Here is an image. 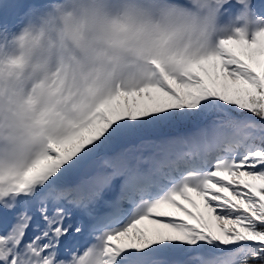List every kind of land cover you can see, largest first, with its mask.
<instances>
[{"label":"snow or ice","instance_id":"1","mask_svg":"<svg viewBox=\"0 0 264 264\" xmlns=\"http://www.w3.org/2000/svg\"><path fill=\"white\" fill-rule=\"evenodd\" d=\"M17 187L0 199V264H57L70 208L92 220L115 264H264V30L118 90Z\"/></svg>","mask_w":264,"mask_h":264},{"label":"clouds","instance_id":"2","mask_svg":"<svg viewBox=\"0 0 264 264\" xmlns=\"http://www.w3.org/2000/svg\"><path fill=\"white\" fill-rule=\"evenodd\" d=\"M234 2L229 13L233 0H52L18 30L0 28V199L118 90L179 75L224 39L264 30L252 0ZM106 247L96 237L57 264H115Z\"/></svg>","mask_w":264,"mask_h":264},{"label":"bare ground","instance_id":"3","mask_svg":"<svg viewBox=\"0 0 264 264\" xmlns=\"http://www.w3.org/2000/svg\"><path fill=\"white\" fill-rule=\"evenodd\" d=\"M51 2L52 0H0V15L7 16L8 13L20 12L19 14L16 13V15H18V20L20 22H23L26 15L30 12V10L37 9V8H43ZM7 30L16 31L14 27L8 28ZM78 180H79V176H70L67 178L66 182L75 184L76 182H78ZM117 191H118L117 188L113 186L111 190L105 193L104 200H101L99 203H101L104 208L108 209L105 201L114 199L117 195ZM0 213L3 214V216H5V212L2 208H0ZM73 214L75 216L81 217V214L78 213L77 215L74 211H73ZM7 215L9 218H11L12 214L8 213ZM73 222L74 220L73 218H71L70 221H66V224L72 223L73 225ZM77 226L73 225V229L69 231L68 235L61 238L60 245L56 249L58 253L57 255L58 260L62 259L61 257H66L65 259H67L69 255L71 254V252L74 251L73 248L75 249L80 248L82 251L84 250L86 245L88 246L91 244V239H90L91 237L82 236V233L84 232L83 228L80 233L75 232V227ZM33 235L34 233L31 230H29L25 238V242H27V240L30 239Z\"/></svg>","mask_w":264,"mask_h":264},{"label":"rangeland","instance_id":"4","mask_svg":"<svg viewBox=\"0 0 264 264\" xmlns=\"http://www.w3.org/2000/svg\"><path fill=\"white\" fill-rule=\"evenodd\" d=\"M183 2V0H180ZM252 8L255 10V15L258 17H264V2L263 0H252ZM239 6L234 2L226 5V8L229 10V13H235ZM20 12L8 13L7 16L0 15V28L8 29L14 27V29L18 30V28L22 25L23 22L18 20V15ZM20 16V15H19ZM227 18V17H225ZM19 21V22H18ZM248 39L252 38V33H248Z\"/></svg>","mask_w":264,"mask_h":264}]
</instances>
